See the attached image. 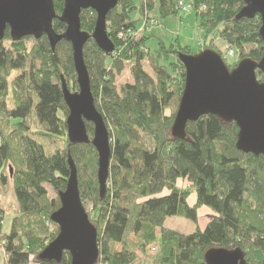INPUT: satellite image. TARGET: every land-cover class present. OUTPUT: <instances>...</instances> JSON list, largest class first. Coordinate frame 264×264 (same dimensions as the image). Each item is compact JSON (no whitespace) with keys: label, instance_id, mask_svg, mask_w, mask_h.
I'll return each mask as SVG.
<instances>
[{"label":"trees","instance_id":"trees-1","mask_svg":"<svg viewBox=\"0 0 264 264\" xmlns=\"http://www.w3.org/2000/svg\"><path fill=\"white\" fill-rule=\"evenodd\" d=\"M53 3L60 14L63 0ZM178 3L140 0L143 24L138 25L131 18L135 2L118 0L106 18L114 52L104 54L91 39L84 46L91 93L110 144L102 198L95 149L91 144L71 145L66 136L69 112L62 80L70 92L78 90L70 45L62 40L52 51L45 37L12 42L6 30L0 41V192L13 191L17 214L10 234L2 235L5 209L0 203L4 264H56L38 256L58 235L50 216L60 206L58 193L69 178V158L76 168L81 202L95 213L88 217L97 230V264H206L205 252L215 248H238L248 264H264V158L238 151L235 123H222L211 115L188 123L185 139L171 135L184 89L178 55L197 52L182 47L178 38L170 46L160 42L151 53L144 34L154 31L155 4L165 18L182 12ZM189 5L203 31V48L220 54L229 69L244 58H263L260 17L236 19L243 0H190ZM95 19L93 11H83L81 30L92 34ZM53 29L60 34L65 25L54 21ZM215 39L220 45H214ZM231 49L238 51L239 59L228 64L226 52ZM65 50L67 56L62 55ZM169 56L174 57L171 62ZM124 64L131 65L132 83L118 88L114 80ZM14 72L19 74L11 80ZM256 77L264 82L263 72L257 71ZM86 129L91 138L93 125L86 123ZM142 136L149 138L150 147L140 142ZM49 139L62 141L63 149L49 152L44 144ZM46 186L56 198L48 197ZM192 195L195 201L190 205ZM202 207L213 217L201 230L197 225ZM174 217L192 222L196 229L188 235L166 229L165 222ZM51 226H56L54 232H48ZM59 264H71L70 255L63 253Z\"/></svg>","mask_w":264,"mask_h":264},{"label":"water","instance_id":"water-1","mask_svg":"<svg viewBox=\"0 0 264 264\" xmlns=\"http://www.w3.org/2000/svg\"><path fill=\"white\" fill-rule=\"evenodd\" d=\"M243 2L244 7L236 19L259 16L258 34L264 42V0ZM117 3L118 0H63V9L57 14L53 0H0V41L8 30L12 42L45 37L52 51L62 40L70 45L78 91L70 92L62 80V94L69 112L65 121L66 136L71 145L91 144L95 149L101 198L109 175L110 144L105 123L95 108L83 49L91 39L104 54L114 52L115 47L107 36L106 18ZM85 10L95 13L92 34L81 30L80 15ZM54 21L65 25L64 32H55ZM178 59L184 68V89L171 127L172 137L185 139L188 123L211 115L222 123H235L238 151L264 158V82L256 77L257 71L264 73V56L259 62L244 58L233 69L228 68L220 54L209 49L194 55L180 53ZM86 123L93 125L91 138L87 135ZM68 164L70 174L65 190L58 193L60 206L50 216L58 235L40 253L38 260L59 264L63 253H68L71 264H97V230L81 202L71 158ZM204 261L206 264H248L238 248L207 250Z\"/></svg>","mask_w":264,"mask_h":264},{"label":"rangeland","instance_id":"rangeland-1","mask_svg":"<svg viewBox=\"0 0 264 264\" xmlns=\"http://www.w3.org/2000/svg\"><path fill=\"white\" fill-rule=\"evenodd\" d=\"M135 2L136 11H134L131 14V18L133 21H137V24H143V17L140 12V0H133ZM185 7H190L188 10L182 12H178L175 16H168L165 18H162L160 16L159 10H158V4H155L154 10L152 11L155 19V24L152 26L154 27V31L152 34H144L147 37V41L145 42V48L149 50L151 53L156 51L158 49V44L162 42L166 46H170L171 44H174L176 40L179 38V43L182 47L187 46L191 50L199 53L200 51L205 50L203 48L204 40H203V31L201 30L199 26V22L196 19L195 13L191 9V5H189L190 0H179ZM151 27V25H150ZM141 33L138 32L137 37H140ZM210 39V38H209ZM33 40V39H32ZM220 41L215 39L214 45H220ZM208 44V42H207ZM28 45L31 46V42H28ZM221 47V46H220ZM234 51V56L229 57L226 52V61L228 64H231L233 62L238 61L239 54L237 50L231 49ZM227 51V49H226ZM62 52V50H61ZM195 53V54H197ZM66 54V50L62 53V55ZM65 56V60H67V57ZM174 58V57H173ZM171 56H169V62L173 60ZM130 64H124L123 71L115 76V85L119 88L121 85H124L126 83H132V77L130 73ZM143 67L145 70H149V63L146 61L143 63ZM18 72L12 73L10 79L12 80L16 75H18ZM78 91V90H77ZM74 91V92H77ZM9 104L12 103V91H9ZM145 147H150V140L148 137L142 136L140 141ZM44 144L46 145L49 152H55L56 150H62L63 149V143L60 140H45ZM182 185H185L182 183ZM48 197L50 199L56 198V193L49 187L46 186ZM195 201L194 195H192L189 198V204L192 205ZM0 203L3 204L2 207L5 209L3 223H2V235H9L12 229V223L13 219L16 217V211H15V199H14V193L13 191L9 190L6 193L0 192ZM88 215H90V218L95 217V213L92 210V207L90 205H87L85 207ZM198 228L204 229L205 225L209 222V220L213 217V213L210 212L209 209L203 208L199 210L198 212ZM35 221V220H33ZM33 224V222H31ZM35 224V223H34ZM166 229H170L173 231H176L178 233L188 235L194 232L196 229V226L183 218H169L165 222ZM56 226H51L50 230L48 232H54ZM34 230H37L38 227H33ZM40 235H47L46 233L42 232V230H38ZM130 241H134V236H129ZM153 250L149 249V254L152 255ZM139 258H142V256L139 254ZM5 258L2 252L0 251V264H4Z\"/></svg>","mask_w":264,"mask_h":264},{"label":"built area","instance_id":"built-area-1","mask_svg":"<svg viewBox=\"0 0 264 264\" xmlns=\"http://www.w3.org/2000/svg\"><path fill=\"white\" fill-rule=\"evenodd\" d=\"M179 4L183 7L182 10H184V11H186V10H188L190 8V7H185V5H183L182 3H179ZM227 54H228L229 57H232L233 56V51H228Z\"/></svg>","mask_w":264,"mask_h":264},{"label":"bare ground","instance_id":"bare-ground-1","mask_svg":"<svg viewBox=\"0 0 264 264\" xmlns=\"http://www.w3.org/2000/svg\"><path fill=\"white\" fill-rule=\"evenodd\" d=\"M179 4V3H178ZM180 8V7H179ZM96 108V107H95ZM98 112V111H97Z\"/></svg>","mask_w":264,"mask_h":264}]
</instances>
